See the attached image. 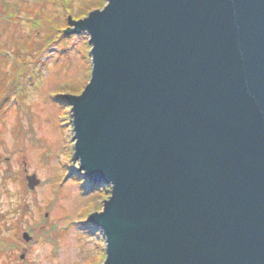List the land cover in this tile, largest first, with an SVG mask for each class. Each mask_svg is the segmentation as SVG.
Returning a JSON list of instances; mask_svg holds the SVG:
<instances>
[{
    "label": "water",
    "instance_id": "obj_1",
    "mask_svg": "<svg viewBox=\"0 0 264 264\" xmlns=\"http://www.w3.org/2000/svg\"><path fill=\"white\" fill-rule=\"evenodd\" d=\"M69 25L92 46L65 98L79 172L111 186L103 264H264V0H107Z\"/></svg>",
    "mask_w": 264,
    "mask_h": 264
},
{
    "label": "rangeland",
    "instance_id": "obj_2",
    "mask_svg": "<svg viewBox=\"0 0 264 264\" xmlns=\"http://www.w3.org/2000/svg\"><path fill=\"white\" fill-rule=\"evenodd\" d=\"M2 1L0 264H103L106 236L88 218L104 210L111 186L95 188L79 172L65 98L89 82L92 46L87 32L65 31L75 29L69 17L83 20L107 0Z\"/></svg>",
    "mask_w": 264,
    "mask_h": 264
},
{
    "label": "trees",
    "instance_id": "obj_3",
    "mask_svg": "<svg viewBox=\"0 0 264 264\" xmlns=\"http://www.w3.org/2000/svg\"><path fill=\"white\" fill-rule=\"evenodd\" d=\"M4 3H5V2H3V1L1 2V4H0V5H1V9H5L6 7L9 8V6H7L8 4H7V3L4 4ZM13 7H14V6H13ZM13 7H11L10 9H12ZM13 9H14V10H17V11L20 10L19 6L14 7ZM12 13H13V11H10V10H9V11H7L6 14H10V15H11ZM12 15H13V14H12ZM12 15H11V16H12ZM7 18H9V17H7ZM3 31H4V30H3ZM65 37H66V36L64 35V38H65ZM89 81H90V79H89ZM88 83H89V82H88ZM61 102H62V101H61ZM5 113H6V109L0 111V117H3Z\"/></svg>",
    "mask_w": 264,
    "mask_h": 264
}]
</instances>
